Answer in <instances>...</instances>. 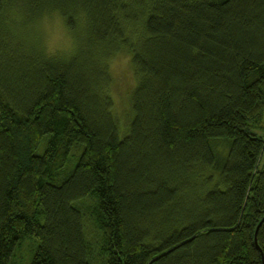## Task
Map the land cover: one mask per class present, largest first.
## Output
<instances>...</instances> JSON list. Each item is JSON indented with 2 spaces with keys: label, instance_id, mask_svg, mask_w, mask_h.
Wrapping results in <instances>:
<instances>
[{
  "label": "trees",
  "instance_id": "obj_1",
  "mask_svg": "<svg viewBox=\"0 0 264 264\" xmlns=\"http://www.w3.org/2000/svg\"><path fill=\"white\" fill-rule=\"evenodd\" d=\"M26 237L28 264H264V0H0V264Z\"/></svg>",
  "mask_w": 264,
  "mask_h": 264
},
{
  "label": "rangeland",
  "instance_id": "obj_2",
  "mask_svg": "<svg viewBox=\"0 0 264 264\" xmlns=\"http://www.w3.org/2000/svg\"><path fill=\"white\" fill-rule=\"evenodd\" d=\"M45 19L46 17L38 21L35 24L36 29L33 30L38 37L40 36L42 44L45 43L46 46L47 43H51L54 48L59 49L62 45L61 34L65 29L60 24L55 23L58 17L54 16L46 19L49 23V31L45 32L42 23ZM66 57L69 56L66 55ZM110 71L113 78L112 88L110 87V93L114 101L112 111L115 113L119 127L123 128L129 115V93L135 88L133 87L134 78L131 73L129 56L124 53L116 55L110 63ZM34 250L35 240L32 237H26L16 245L9 264H28Z\"/></svg>",
  "mask_w": 264,
  "mask_h": 264
},
{
  "label": "clouds",
  "instance_id": "obj_3",
  "mask_svg": "<svg viewBox=\"0 0 264 264\" xmlns=\"http://www.w3.org/2000/svg\"><path fill=\"white\" fill-rule=\"evenodd\" d=\"M43 27L45 32L49 31V23L48 21L45 19L43 22ZM56 24L61 23V21L57 20L55 21ZM61 39H62V45L59 49L54 48V46L51 43H47L44 49V53L43 55L45 56V58H53L57 55V52H61L64 55H68L70 56L76 47V39L74 37L73 34H71L68 31H64L61 34Z\"/></svg>",
  "mask_w": 264,
  "mask_h": 264
},
{
  "label": "water",
  "instance_id": "obj_4",
  "mask_svg": "<svg viewBox=\"0 0 264 264\" xmlns=\"http://www.w3.org/2000/svg\"><path fill=\"white\" fill-rule=\"evenodd\" d=\"M256 235V234H255Z\"/></svg>",
  "mask_w": 264,
  "mask_h": 264
}]
</instances>
